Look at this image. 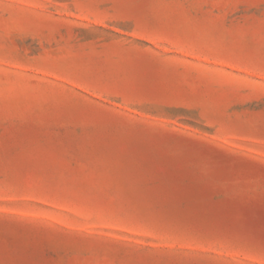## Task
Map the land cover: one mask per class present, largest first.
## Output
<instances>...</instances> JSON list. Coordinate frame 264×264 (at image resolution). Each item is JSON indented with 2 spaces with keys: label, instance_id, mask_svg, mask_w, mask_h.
<instances>
[{
  "label": "rangeland",
  "instance_id": "obj_1",
  "mask_svg": "<svg viewBox=\"0 0 264 264\" xmlns=\"http://www.w3.org/2000/svg\"><path fill=\"white\" fill-rule=\"evenodd\" d=\"M0 264H264V0H0Z\"/></svg>",
  "mask_w": 264,
  "mask_h": 264
}]
</instances>
